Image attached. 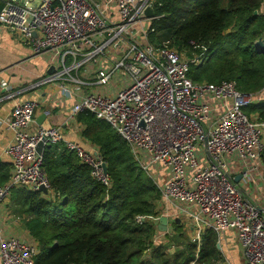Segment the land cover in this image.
<instances>
[{"label": "built area", "instance_id": "1", "mask_svg": "<svg viewBox=\"0 0 264 264\" xmlns=\"http://www.w3.org/2000/svg\"><path fill=\"white\" fill-rule=\"evenodd\" d=\"M33 2H6L0 29L17 36L33 55L48 57L54 72L42 84H59L63 99H73L71 117L88 112L106 122L158 189L157 212L134 216L132 225L152 227L153 244L176 221L198 245L205 231L217 235L219 246L231 233L243 264H264V206L254 202L264 201L258 198L264 195V121L244 113L264 100V89L244 94L231 82L193 83L189 70L203 62L206 49L190 42L188 55L171 40L149 43L151 22L144 11L151 0ZM261 13L264 17V0ZM258 41H264V32ZM118 80L120 89L114 86ZM36 110L34 101L18 102L4 119L12 133L6 149L12 170L0 186V210L15 188L44 187L45 197L61 199L43 171L40 142L72 152L109 190L99 152L66 142L60 128H34ZM167 207L177 216L168 218ZM161 217L167 218L166 233L158 231ZM37 253L31 237L0 242V264H33Z\"/></svg>", "mask_w": 264, "mask_h": 264}, {"label": "trees", "instance_id": "2", "mask_svg": "<svg viewBox=\"0 0 264 264\" xmlns=\"http://www.w3.org/2000/svg\"><path fill=\"white\" fill-rule=\"evenodd\" d=\"M8 1L0 0V12ZM151 2L149 43L159 44L169 35L179 52L191 55L190 42L206 49L203 62L189 70L193 83L231 82L244 94L264 89V49L256 47L264 32L262 0ZM244 113L264 121V100ZM76 121L82 137L98 149L112 186L107 190L95 181L72 152L47 145L42 167L61 201L25 188L12 189L9 195L37 244L33 264H221L217 235L210 230L196 254V244L186 241L178 221L158 244H153L152 227L132 225L134 216L157 212L158 189L106 122L88 112L77 115ZM11 170L0 161V186L9 181Z\"/></svg>", "mask_w": 264, "mask_h": 264}, {"label": "crops", "instance_id": "3", "mask_svg": "<svg viewBox=\"0 0 264 264\" xmlns=\"http://www.w3.org/2000/svg\"><path fill=\"white\" fill-rule=\"evenodd\" d=\"M17 1L19 3H24L27 0ZM38 1L39 0H34L33 3L36 4ZM50 68L51 64L46 55H33L31 49L17 36L5 29H0L1 162L11 165V158L6 153V149L12 141V133L4 124V119L10 113L15 103L27 100L34 101L37 104L35 120L41 115H45L41 127L60 128L66 142L77 143L87 151H98L95 146L82 137V126L76 121V118L70 115V108L74 102L73 99H63L59 84H42V82L50 76V74H48ZM2 83L7 85L6 90L1 88ZM9 95H13V97L7 99ZM250 116L253 120L257 119L255 114H250ZM36 127H38V125L34 123V128ZM258 198L264 199V195L259 193ZM254 202L261 203L264 206V201L256 200ZM156 208H158V205ZM161 209H163L160 210L162 213L165 208L162 206ZM166 212L168 218L177 216L176 210L171 207H167ZM10 237L21 239L30 238L25 228L23 217L12 210L8 198L3 208L0 210V242ZM233 240L234 237L231 233L225 236V243H223V246H220L221 253L228 254L226 255L227 264H243L242 251L237 246V248H234ZM230 242H232L231 246Z\"/></svg>", "mask_w": 264, "mask_h": 264}, {"label": "water", "instance_id": "4", "mask_svg": "<svg viewBox=\"0 0 264 264\" xmlns=\"http://www.w3.org/2000/svg\"><path fill=\"white\" fill-rule=\"evenodd\" d=\"M256 14V13H255ZM144 16L147 20H149L150 22L154 19V13L152 11V9L150 7H147L146 10L144 11ZM256 46L259 47L260 49H264V41H258L256 43ZM52 72H54V69L51 67L48 71V74H51ZM45 119V115H41L40 117H38L36 120H35V124L38 125V126H41L43 121ZM37 153L39 155H43V151H44V142H40L38 145H37V149H36ZM103 170H104V173H107V167L104 166L103 167ZM240 180V177H237L235 179V182L238 183V181ZM40 192L43 194V195H47V190L44 188V187H40ZM167 218L165 217H161L160 218V221H159V225H158V231L160 233H166L167 232ZM216 248L219 250L220 249V246L219 244L216 245Z\"/></svg>", "mask_w": 264, "mask_h": 264}, {"label": "rangeland", "instance_id": "5", "mask_svg": "<svg viewBox=\"0 0 264 264\" xmlns=\"http://www.w3.org/2000/svg\"><path fill=\"white\" fill-rule=\"evenodd\" d=\"M23 4V3H22ZM163 39H161V41H164V40H171L170 38V36L169 35H167V37H162ZM164 38H167V39H164ZM172 41V40H171ZM156 44H158V43H156ZM112 85H113V83H112ZM114 86H116V88L117 89H120L121 87H122V85L120 84V81L118 80L117 82H115V85ZM9 200H10V205H11V207H12V210L15 212L16 210H15V208H17L16 207V204L14 203V202H11V198H9ZM59 201H61V199H59L58 200V202ZM181 221H183L184 222V225H187L186 224V221H184V219L183 218H181ZM189 225V224H188ZM183 227V226H182ZM182 232H183V235H184V237L186 238V241L187 242H190V243H192V244H196V243H193L192 242V235L189 233V231H188V229H187V226H186V228H182ZM164 240V237L162 238V240L161 241H163ZM218 241V240H217ZM164 243H166V241L164 242ZM199 244V243H198ZM198 244H196V246H197V248H196V254H197V251H198V249H199V246L200 245H198ZM201 244V243H200ZM236 242L235 241H233V246H234V248H237L236 247ZM232 245V242H230V246ZM221 246H223V243H221ZM179 247H181V245H179ZM230 248V247H229ZM236 250V249H235ZM172 251L173 250H171V249H169L167 252L168 253H172ZM219 252H220V263L221 264H226V262H227V260H226V255H228V254H222L221 253V248L219 249ZM147 253L148 252H146V253H144V255H147ZM192 264H194V263H192Z\"/></svg>", "mask_w": 264, "mask_h": 264}]
</instances>
